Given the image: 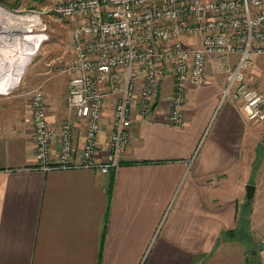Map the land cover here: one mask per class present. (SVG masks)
Instances as JSON below:
<instances>
[{
  "label": "crops",
  "instance_id": "obj_1",
  "mask_svg": "<svg viewBox=\"0 0 264 264\" xmlns=\"http://www.w3.org/2000/svg\"><path fill=\"white\" fill-rule=\"evenodd\" d=\"M31 53L0 78V264H264V121L247 120L240 100L221 101L225 73L216 56L205 82L187 85L184 126L168 121L167 76L154 109L141 117L134 105L127 147L101 172L35 166L31 92L43 88L47 119L58 127L68 115V81L59 67L49 73L30 62L18 84ZM249 73L264 90V53ZM111 109L112 100L101 122V159ZM83 137L80 123L77 156ZM50 146L55 160L58 140ZM247 184L255 186L249 201Z\"/></svg>",
  "mask_w": 264,
  "mask_h": 264
},
{
  "label": "built area",
  "instance_id": "obj_2",
  "mask_svg": "<svg viewBox=\"0 0 264 264\" xmlns=\"http://www.w3.org/2000/svg\"><path fill=\"white\" fill-rule=\"evenodd\" d=\"M58 11L79 16L69 34L73 56L66 68V100L73 118L53 127L43 89L32 90L38 168L109 171L127 147L134 105L141 117L154 109L167 75L173 80L168 121L182 128L187 85L205 82L210 56L223 64L229 55H238L227 67L221 101L240 100L247 120L264 121V90L254 87L248 74L255 57L264 53V0H72ZM182 36L196 43H185ZM110 100L107 152L101 159L96 152ZM76 120H82L84 136L78 156L73 140ZM54 138L59 143L55 160L50 146Z\"/></svg>",
  "mask_w": 264,
  "mask_h": 264
},
{
  "label": "rangeland",
  "instance_id": "obj_3",
  "mask_svg": "<svg viewBox=\"0 0 264 264\" xmlns=\"http://www.w3.org/2000/svg\"><path fill=\"white\" fill-rule=\"evenodd\" d=\"M69 1H72V0H0V7L7 9V11H10L11 13L16 14V15L25 14V15H29L30 17L34 16L36 18L35 20H32V21L31 20L25 21L26 22L25 24L27 25V27L21 21V23L24 26L23 27L24 30L25 31L28 29L30 30V35L28 37L27 46L31 48L32 53L29 59L25 62V64L22 67V74L19 77V80L17 82L18 84L21 81V77L23 76V73L25 71V68H26L25 65H27V63L29 64L30 62L32 63L39 62V63L46 64L48 70L50 71L49 73L51 72L55 73V71H57V68L59 67V69H61L60 70L62 73L61 75H63L64 80L65 81L69 80V74H68V71H66V68L68 67L72 59V56H73V48H72L69 34L71 31V28L74 26V23L76 24V21L79 20V16L76 14L65 15V14H62V12L58 11L60 6L65 5ZM33 22H35V24ZM21 23L18 22V26L21 25ZM30 24H33V25L28 26ZM4 37L5 35L2 37L3 39L0 38L1 59L5 57L4 51L7 49V47L5 46H8L9 44L8 41L4 42L5 41ZM231 55H229L228 61L223 63V69H224L225 76L227 73V67L234 65V63L236 62L235 61L233 64L230 63ZM237 58H238V55H237ZM251 84L254 87H257L255 86L252 80H251ZM40 88L43 89L42 87ZM44 94L46 96V102H47L46 108H47L48 98H47L45 91H44ZM66 98H67V92H66ZM65 102H66V108L68 111V115L65 119L73 118L71 114V110L68 108L67 100ZM30 109H31V116H32L31 106H30ZM46 113H47V109H46ZM65 119H63V121ZM79 122L83 126L82 120H76V126L74 127V129L80 126ZM48 123L50 122L48 121ZM110 123H111V120H109V125Z\"/></svg>",
  "mask_w": 264,
  "mask_h": 264
},
{
  "label": "bare ground",
  "instance_id": "obj_4",
  "mask_svg": "<svg viewBox=\"0 0 264 264\" xmlns=\"http://www.w3.org/2000/svg\"><path fill=\"white\" fill-rule=\"evenodd\" d=\"M35 19L36 18L34 16L30 17L29 15L25 14L16 15L11 13L10 11H7V9L0 7V38L5 35L4 42H9L8 46H5L7 47V49L4 51L5 57L1 59L0 54V78H7L9 77V74L12 75V71L17 68L27 52L30 30L28 29L25 31L21 21L25 24V21H32ZM18 22L21 23V25L18 26ZM33 23L35 24V22ZM31 25L33 24H30L28 26ZM21 74L22 71L18 75L16 81H18Z\"/></svg>",
  "mask_w": 264,
  "mask_h": 264
},
{
  "label": "water",
  "instance_id": "obj_5",
  "mask_svg": "<svg viewBox=\"0 0 264 264\" xmlns=\"http://www.w3.org/2000/svg\"><path fill=\"white\" fill-rule=\"evenodd\" d=\"M245 189H246V198L247 201H249L253 196L255 186L253 184H247L245 186Z\"/></svg>",
  "mask_w": 264,
  "mask_h": 264
}]
</instances>
